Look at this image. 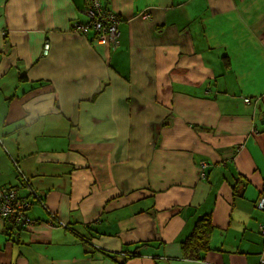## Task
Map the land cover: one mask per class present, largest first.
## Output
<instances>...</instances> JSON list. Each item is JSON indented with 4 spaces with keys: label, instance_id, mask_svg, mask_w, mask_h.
I'll return each mask as SVG.
<instances>
[{
    "label": "crops",
    "instance_id": "1",
    "mask_svg": "<svg viewBox=\"0 0 264 264\" xmlns=\"http://www.w3.org/2000/svg\"><path fill=\"white\" fill-rule=\"evenodd\" d=\"M263 183L264 0H0V187L42 200L0 264H258Z\"/></svg>",
    "mask_w": 264,
    "mask_h": 264
},
{
    "label": "built area",
    "instance_id": "2",
    "mask_svg": "<svg viewBox=\"0 0 264 264\" xmlns=\"http://www.w3.org/2000/svg\"><path fill=\"white\" fill-rule=\"evenodd\" d=\"M88 20L85 23H74L73 29L76 32H80L86 35L92 31L98 41L106 43V41L115 42L117 34L116 23L117 18L115 15L102 10L100 4L97 1H91V4L85 12ZM143 19H147L146 14L141 15ZM49 45L45 44L43 47V53L47 54ZM244 102L249 103L248 99ZM28 204L24 198H17V195L13 189L0 188V219L7 221L10 224L18 225L23 228H27L33 221L30 220L25 210ZM256 208L260 211H264V197H260L256 202ZM62 227L66 225L59 223ZM259 232L264 235V222L258 226ZM258 264H264V252L261 253Z\"/></svg>",
    "mask_w": 264,
    "mask_h": 264
},
{
    "label": "trees",
    "instance_id": "3",
    "mask_svg": "<svg viewBox=\"0 0 264 264\" xmlns=\"http://www.w3.org/2000/svg\"><path fill=\"white\" fill-rule=\"evenodd\" d=\"M26 184L28 185V182H26ZM0 188L13 189L17 195V198H22L18 195V191H17L16 187H0ZM29 188H31V186H29ZM30 193H32V195L35 194L32 189H30ZM260 195H261V197H264V183L261 187ZM25 200L28 204V206L25 210V213H26L27 217L30 220H32L34 223V220L28 216V210L30 209V206L33 204V202L38 201V203H42V200L40 198H37L35 195H34L33 200H31V201L29 199H25ZM10 225H12L13 227L18 228V229L23 228L21 226H18V225L16 226L14 224H10ZM213 230H214V224H213L212 217H211L210 213L202 215L201 217H199L195 221L194 226H193L190 234L180 243L181 259L188 260V261H203L206 254L209 251V243L211 240V235H212ZM135 250H136V248L131 252L125 251L126 254L125 253L124 254L126 256L136 255ZM127 252H129V253H127Z\"/></svg>",
    "mask_w": 264,
    "mask_h": 264
}]
</instances>
